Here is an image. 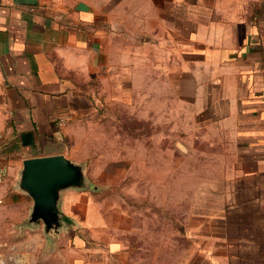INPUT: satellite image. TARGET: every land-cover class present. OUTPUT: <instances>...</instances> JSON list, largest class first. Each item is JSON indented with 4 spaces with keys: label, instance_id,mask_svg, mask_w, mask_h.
<instances>
[{
    "label": "crops",
    "instance_id": "crops-1",
    "mask_svg": "<svg viewBox=\"0 0 264 264\" xmlns=\"http://www.w3.org/2000/svg\"><path fill=\"white\" fill-rule=\"evenodd\" d=\"M236 11L228 0H0V162L30 212L18 189L23 162L64 155L89 172L72 151L81 133L117 126L122 137L136 121L120 106L137 96L188 108L236 144L218 196L174 229L183 244L146 243L147 230L98 202L87 176L88 187L62 194L57 240L37 227L43 246L66 245L69 264H264L261 49Z\"/></svg>",
    "mask_w": 264,
    "mask_h": 264
},
{
    "label": "rangeland",
    "instance_id": "rangeland-1",
    "mask_svg": "<svg viewBox=\"0 0 264 264\" xmlns=\"http://www.w3.org/2000/svg\"><path fill=\"white\" fill-rule=\"evenodd\" d=\"M228 1L238 10L234 15L257 29L264 80V0ZM146 99L137 96L130 106H120L123 115L136 121L118 129L122 137L116 134L117 126L93 124L72 151L89 160L86 175L98 189V202L128 210L142 231L147 230L146 243L181 245L174 229L183 216L188 219L210 197L218 196L212 191L223 186L225 151L236 144L225 138V131L202 125L188 108L171 101L168 109L162 108L159 95ZM135 131L142 133L141 140L129 137ZM7 184H0V255L21 264H69L66 245L43 246L45 239L29 222L26 202Z\"/></svg>",
    "mask_w": 264,
    "mask_h": 264
},
{
    "label": "water",
    "instance_id": "water-1",
    "mask_svg": "<svg viewBox=\"0 0 264 264\" xmlns=\"http://www.w3.org/2000/svg\"><path fill=\"white\" fill-rule=\"evenodd\" d=\"M88 187L85 166L64 155L26 159L20 174L18 189L33 200L29 222L43 226L45 234L57 240L63 220L61 198L65 191ZM17 264H21L19 261Z\"/></svg>",
    "mask_w": 264,
    "mask_h": 264
},
{
    "label": "built area",
    "instance_id": "built-area-1",
    "mask_svg": "<svg viewBox=\"0 0 264 264\" xmlns=\"http://www.w3.org/2000/svg\"><path fill=\"white\" fill-rule=\"evenodd\" d=\"M7 176H8V167L4 163L0 162V184H2L6 180ZM0 264H17V263L0 255Z\"/></svg>",
    "mask_w": 264,
    "mask_h": 264
}]
</instances>
